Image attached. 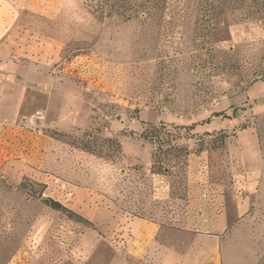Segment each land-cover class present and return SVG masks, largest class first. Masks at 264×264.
<instances>
[{
    "label": "rangeland",
    "instance_id": "1",
    "mask_svg": "<svg viewBox=\"0 0 264 264\" xmlns=\"http://www.w3.org/2000/svg\"><path fill=\"white\" fill-rule=\"evenodd\" d=\"M8 1L19 27L32 33L27 46L51 42L48 68L15 49L9 56L23 69L20 81H48L37 87V104L51 103L38 129L56 142L57 165L45 172L47 182L0 175V264H142L117 243L121 215L194 229L199 210L219 206L218 196L226 202L218 208H231L243 153L254 169L264 160V21L226 31L219 18L209 26L189 11L176 26L164 23L170 10L123 11L121 0ZM47 120L58 126L46 128ZM161 124L180 135L159 150L139 136ZM255 184L236 189L251 202L229 220L224 264H264V180ZM40 195L92 225L51 211Z\"/></svg>",
    "mask_w": 264,
    "mask_h": 264
},
{
    "label": "crops",
    "instance_id": "2",
    "mask_svg": "<svg viewBox=\"0 0 264 264\" xmlns=\"http://www.w3.org/2000/svg\"><path fill=\"white\" fill-rule=\"evenodd\" d=\"M15 13L12 2L0 0V175L15 183L24 178L47 182L49 174L45 172L57 165L56 142L41 129L23 122L44 109L37 104L38 95L43 93L37 87H45L48 81L43 79V84L37 82L33 87L20 81L23 69L9 53L15 49L20 55L37 61V68H48L51 42L41 37L35 51L34 43L27 46L32 33L19 27ZM48 104L45 111L49 110L51 103ZM43 126L53 129L58 123L47 120ZM244 153V175L231 182V208H218L223 202L226 204L223 196H218L215 200L219 206L199 210L196 228L172 227L168 219L154 220L145 215H121L115 230L119 233L117 243L123 247L126 257L142 264H224L222 248L229 220L243 216L251 202L250 194L239 197L236 189L252 191L255 181L264 180V160L260 156L256 162L258 169H254ZM199 200L202 205L207 203V199Z\"/></svg>",
    "mask_w": 264,
    "mask_h": 264
},
{
    "label": "trees",
    "instance_id": "3",
    "mask_svg": "<svg viewBox=\"0 0 264 264\" xmlns=\"http://www.w3.org/2000/svg\"><path fill=\"white\" fill-rule=\"evenodd\" d=\"M120 2L117 5L123 11H131L139 8L142 10V13L145 12L149 15L151 10H160V12L164 13L166 10H170L174 13L172 20H166L164 23L172 22L176 26L186 23L187 19L194 15H196L197 19H206L209 26H214V22L219 18L222 20L223 25L226 26V31H228L231 25L239 24V22L264 21V0H121ZM110 8H112V5ZM189 11L193 12L191 16L187 14ZM195 11L197 12L195 13ZM189 128L193 129L192 126ZM179 135V128L168 129L165 125L161 124L159 126L148 125L143 129L139 138L149 143L157 144V148L160 150L164 146L172 145L171 141ZM103 143H107V147H110L113 143L112 146L120 149V145L116 141L106 139ZM83 148L94 156L100 158L105 156L102 155L101 147L96 150L88 144H83ZM172 149L179 152L185 151L183 148L174 146H172ZM37 197L44 206L55 213L58 212L64 215L67 220H72L77 224L88 227L92 225L87 219H83L59 201L49 197H43L42 195Z\"/></svg>",
    "mask_w": 264,
    "mask_h": 264
},
{
    "label": "built area",
    "instance_id": "4",
    "mask_svg": "<svg viewBox=\"0 0 264 264\" xmlns=\"http://www.w3.org/2000/svg\"><path fill=\"white\" fill-rule=\"evenodd\" d=\"M44 120L42 113L35 114L30 116L28 120L24 121L23 124H27L29 127L37 128L39 124Z\"/></svg>",
    "mask_w": 264,
    "mask_h": 264
}]
</instances>
